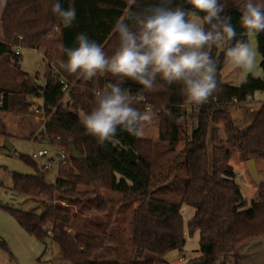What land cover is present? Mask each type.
<instances>
[{
    "label": "trees",
    "instance_id": "trees-1",
    "mask_svg": "<svg viewBox=\"0 0 264 264\" xmlns=\"http://www.w3.org/2000/svg\"><path fill=\"white\" fill-rule=\"evenodd\" d=\"M236 1L221 0L226 5L223 14L231 18L237 39L249 41L247 30L241 24V12L235 6ZM56 2L6 1L1 21L4 39L0 40V66L5 64L9 67L7 70L12 81L5 79L7 73H0V109L24 112L38 105L36 100L41 99V113L45 120L41 135L49 143L76 153V157L60 167L62 176L56 179L54 185H48L37 162L21 156V161L38 175L15 174L12 191L37 201L43 210L36 213L34 210L5 207L6 210L28 235L41 243L48 239L56 243L63 259L70 264H162L169 252L183 251L186 235L193 237L196 234L199 236L200 253L197 261L217 264L221 260L233 258L234 264H241L240 246L264 238V181L256 186L258 199L249 209H245L247 201L235 181L230 161L236 154L243 161L264 160V106L243 129L232 120L229 107L245 104L255 93L264 92V32L254 35L262 77L248 74L238 86L222 81L221 70L227 61L223 51L213 48V56L218 62L220 90L199 107L184 103L179 84L168 86L158 80L157 88L148 92L142 85L125 79L122 87L133 95L144 96L136 107L142 111L147 110V107L155 111L162 110L163 115L169 116L170 120L162 122L158 142L141 140L118 129V143H106L102 147L93 136L86 133L80 119L82 114L90 113L95 107L93 90L108 83H118V79L108 73L103 77L85 80L82 75L60 69V75L71 85L72 105L64 107L65 96L58 81L51 77V72H45V84H37L36 79L19 70L21 55H15L12 46L18 37L28 38L32 48L44 50L43 60L53 62L58 69V62L67 60L61 46L77 47L76 37L83 33L111 56L118 47L117 34L112 29L117 20L126 16L129 6L127 0H59L64 9L70 5L76 9L73 25L65 28L52 12ZM158 2L140 0L141 5ZM171 6L183 7L189 13L196 11L187 0H173ZM197 14L201 17L205 15L203 12ZM55 28L58 32L54 38H47ZM183 106L190 107L191 116L195 119L189 136L186 135V110L180 116L174 115V108ZM219 125L224 127L225 139L220 137ZM182 141L184 146L176 156V160H184L186 174L180 202L152 197V191L156 188L170 190L165 185L172 176V171L165 174L155 172V149L160 143H165L174 152ZM129 149L137 155L135 164L128 156ZM108 193H117L120 198L108 199L105 197ZM88 197L93 201L90 207H84L82 213H76L72 208L76 204L72 203ZM136 200L140 204L130 222L132 234L128 256L120 262L96 263V257L103 253L106 245L113 241L109 245L113 246L114 241L121 240L116 231L117 227L121 228L117 209ZM62 201L69 206L63 207L60 204ZM182 204L195 210L186 226L180 214ZM92 212L91 216H87ZM72 227L90 235L73 233ZM68 230L71 232L68 233ZM2 247L5 249L6 246L2 244Z\"/></svg>",
    "mask_w": 264,
    "mask_h": 264
},
{
    "label": "clouds",
    "instance_id": "clouds-1",
    "mask_svg": "<svg viewBox=\"0 0 264 264\" xmlns=\"http://www.w3.org/2000/svg\"><path fill=\"white\" fill-rule=\"evenodd\" d=\"M187 2L196 11L173 8V0L148 5H141L140 0H127L129 11L112 29L117 34L118 47L111 56L83 33L76 37L77 47L61 46L67 60L58 62V71L79 74L85 80L110 73L119 81L97 91L95 107L81 115L80 123L86 133L100 146L118 143V129L143 137L145 128L160 118L158 111L151 108L142 111L135 106L144 96L133 95L122 87L125 79L142 85L148 92L157 88L158 80L168 86L179 84L184 103L199 107L220 90L214 47L223 51L226 61L236 68L245 73L253 71L256 50L250 41L237 39L231 18L223 14L226 5L221 0ZM238 10L248 35L264 32V3L245 0ZM52 12L65 28L71 27L76 19L75 7L64 9L59 0L52 6ZM198 12L205 15L201 17Z\"/></svg>",
    "mask_w": 264,
    "mask_h": 264
},
{
    "label": "rangeland",
    "instance_id": "rangeland-1",
    "mask_svg": "<svg viewBox=\"0 0 264 264\" xmlns=\"http://www.w3.org/2000/svg\"><path fill=\"white\" fill-rule=\"evenodd\" d=\"M244 2L245 0H240L235 3V6L239 8ZM3 3L4 0H0L1 40L4 39V32L1 23L5 9ZM57 32L58 31L53 29L47 38H54V35ZM24 39L30 43L28 38ZM249 41L257 53L253 71L245 73L227 62L221 70V77L224 83L231 86H238L246 79L248 74H252L254 77L262 75V71L259 67L260 56L257 51L254 35L250 36ZM18 42L19 38L15 44H18ZM219 52H221L220 49ZM43 54V49H24L21 52L19 63V70L28 74L31 78L36 79V83L39 85L45 84L44 74L47 72L45 60H43ZM7 68H9L7 65L2 64V66H0V73H7L5 74V79L12 81L11 74L8 72ZM7 75L10 77H7ZM36 102L38 105L40 104L38 100H36ZM38 105H33L24 112H16L14 110L4 111L0 109V264H70L63 259L62 253L56 243L51 241V239L46 240L45 243H41L35 237L28 235L5 208L10 207L23 211L34 210L36 213L42 212L43 210L42 206H40L37 201L28 199L25 196L16 194L12 191L13 176L15 174L38 175L35 170L22 162L20 157H30L33 153H36L39 150L50 149L49 141L41 135L45 127V120L42 118V113H35V108ZM263 106L264 92H257L252 96V99L249 102L242 105L236 104L230 106L229 112L234 123L240 129H243ZM18 107L19 106H16V108ZM179 110V114H182V112L186 110L185 116H188V118H186V125L188 127L186 135L189 136L191 134V128L193 127L192 121L189 120V116H191L190 107L183 106L182 108H179ZM156 111H158L160 118L154 121L151 126L145 128V135L139 137L141 140H149L153 142H158L160 140V126L163 121L169 122L170 117L164 116L162 110ZM218 127L220 129V137L225 139L226 136L223 125H219ZM7 141L13 146L12 150H8L5 147ZM183 146L184 141L180 142L176 150L173 152L169 150L165 143H160L155 149V172L165 174L172 171V176L165 185L169 186L170 190L156 188L152 191V197L175 203L180 202L183 195V188L186 183V174L184 160H176V156L179 154ZM208 148L211 161L210 135L208 136ZM68 162L69 160L67 163ZM37 164L38 168L44 172L45 180L48 185H54L58 176H62L60 171L57 176L56 166H53L50 170H44V160H39ZM256 164L260 178L264 181V160H256ZM230 166L235 175V180H237V183L240 186L241 193L247 201L245 209H249L252 203L258 199L257 183L252 180L246 168L245 161H243L238 154L232 157ZM105 197L111 200H117L120 198L117 193H108ZM92 202V198L90 197L78 199L72 203V205L76 204V206H73L72 208L76 213H82L83 208L89 206ZM60 204L65 208L69 206L65 201H62ZM139 204L140 201L136 200L122 205V208L117 209L116 215L120 216L121 228L117 227L116 231L119 233L118 238L121 236V240L114 241L112 244L113 246H109L113 241L106 245L103 253L96 257V263L120 262L128 256L132 234L130 222L133 219L134 212ZM194 213L195 210L190 206L186 204L181 205L180 214L185 226L194 216ZM91 214H93V212L87 214V216H91ZM72 228L73 233L79 231L78 228ZM46 229L49 230V227ZM198 242V234L193 237L186 235V246L183 252H169L166 255V263L174 264L181 256L185 259L184 264H203L196 260L198 256L197 251L199 249ZM2 244L6 246L5 249L2 247ZM240 263L264 264V238L248 241L240 246ZM217 264H234V259L227 258L219 261Z\"/></svg>",
    "mask_w": 264,
    "mask_h": 264
},
{
    "label": "built area",
    "instance_id": "built-area-1",
    "mask_svg": "<svg viewBox=\"0 0 264 264\" xmlns=\"http://www.w3.org/2000/svg\"><path fill=\"white\" fill-rule=\"evenodd\" d=\"M55 30L57 29L55 28ZM18 38H19L18 44H15L12 46V50L15 55H21V52L24 49H32L30 43L25 41L23 37H18ZM45 65H46L47 70L51 72V77L53 79H56L61 87V90L65 96L64 107H71L72 100L70 97V88H71L70 83L63 76L60 75L59 71L57 70V67L55 66L53 62L49 60H45ZM100 77H103V76H100ZM104 89H105V86L94 89L92 92L93 96L95 97V93L97 91H103ZM38 101L40 102V104L35 108V113L41 114L42 110H41L40 105H42L43 101L41 99H38ZM1 106H2V102L0 100V107ZM146 109H149V107H147ZM179 113H180L179 108L175 107L174 115L180 116ZM42 118L44 119V117ZM186 118H188V116ZM189 120L192 121L193 126H194L195 119H193L192 116H189ZM49 144H50V149L39 150L36 153H33L32 156H30V158L36 162H38L39 160H44L45 161V165L43 167L44 170H50L51 168H53V166H56L57 176H58L60 167L65 166L67 164V161L70 160L71 158H75V156L73 155V153L68 152L67 149L64 147L55 146L51 143ZM70 232L71 230H68V233ZM178 262L183 263L184 259L179 258ZM162 264H167V263L164 262Z\"/></svg>",
    "mask_w": 264,
    "mask_h": 264
},
{
    "label": "water",
    "instance_id": "water-1",
    "mask_svg": "<svg viewBox=\"0 0 264 264\" xmlns=\"http://www.w3.org/2000/svg\"><path fill=\"white\" fill-rule=\"evenodd\" d=\"M5 147L8 150L13 149V146H11L8 141L6 142ZM73 155L76 157V153L73 152ZM128 156H129V158L133 164H135L137 162V155L135 154V152L132 149L128 150ZM245 165H246V168H247L248 173L251 176L252 180L255 183H257L258 185H260L262 183V180L260 178L258 168L256 166V160L255 159L246 160Z\"/></svg>",
    "mask_w": 264,
    "mask_h": 264
},
{
    "label": "crops",
    "instance_id": "crops-1",
    "mask_svg": "<svg viewBox=\"0 0 264 264\" xmlns=\"http://www.w3.org/2000/svg\"><path fill=\"white\" fill-rule=\"evenodd\" d=\"M238 1H240V0H237L236 2H238ZM241 1H242V0H241ZM236 2H235V3H236ZM257 2H262V3H264V0H257ZM5 5H6V0H4V3H3V6H5ZM3 9H4V8H3ZM0 29H1V28H0ZM249 38H250V35H249ZM0 40H1V37H0ZM259 77H262V75L259 76ZM221 78H222V77H221ZM251 99H252V97H250V98L248 99V102H249ZM252 118H253V117H252ZM251 120H252V119H251ZM251 120H250V121H251ZM248 121H249V119H248ZM256 165H257V164H256ZM235 181H236V183H237V180H235ZM237 184H238V183H237ZM81 231H82V230H81ZM81 231L79 230L78 233L80 232V233H83V234L90 235L89 233H87V232H85V231H82V232H81ZM185 246H186V244H185ZM184 248H185V247H184ZM183 250H184V249H183ZM182 252H183V251H182ZM197 252H198V256H197V258H198V257L200 256L199 249H198ZM111 258H112V256H111ZM179 258H183V259H184V257H181V256H180ZM179 258H178V259H179ZM197 258H196V259H197ZM178 259H177V261H176L174 264H184V263H185V259H184V262H183V263H179V262H178ZM165 262H166V257H165Z\"/></svg>",
    "mask_w": 264,
    "mask_h": 264
}]
</instances>
